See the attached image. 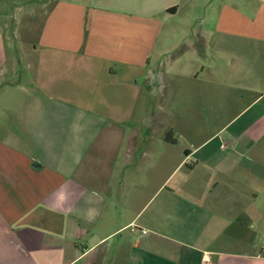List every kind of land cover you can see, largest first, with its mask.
Segmentation results:
<instances>
[{
    "label": "crops",
    "instance_id": "1",
    "mask_svg": "<svg viewBox=\"0 0 264 264\" xmlns=\"http://www.w3.org/2000/svg\"><path fill=\"white\" fill-rule=\"evenodd\" d=\"M24 1L29 79L0 61V264H264V0Z\"/></svg>",
    "mask_w": 264,
    "mask_h": 264
},
{
    "label": "rangeland",
    "instance_id": "2",
    "mask_svg": "<svg viewBox=\"0 0 264 264\" xmlns=\"http://www.w3.org/2000/svg\"><path fill=\"white\" fill-rule=\"evenodd\" d=\"M24 2V0H0V46L5 50V56H2L0 61L1 66L4 65L6 69L4 79L8 82H20L21 80L25 82L29 79L25 71V66L27 65L26 59L27 56L29 57V52L32 49V42L35 37V24L27 19V17H24L26 9H29L27 6H25L22 13H19V7L23 5ZM181 51V49H178L175 53H178L177 55H182ZM170 59H172V57H169L167 60L170 61ZM182 60L183 61L179 65L171 63H164V65H161L160 71L162 74L155 79V83L157 84L156 87H151V112L152 114H157L155 115L156 119L159 118L157 107L160 100H162L160 96L163 93L164 87H166L165 94L168 97L172 92L171 87H174V82L181 80L180 73L182 69L185 66L191 65L188 56H184ZM174 96V93H172L173 98ZM18 97L23 100L25 98L24 96ZM168 100V102H171V97ZM166 103L165 107H167ZM149 122H151V117ZM149 122L145 123L144 126H151Z\"/></svg>",
    "mask_w": 264,
    "mask_h": 264
},
{
    "label": "clouds",
    "instance_id": "3",
    "mask_svg": "<svg viewBox=\"0 0 264 264\" xmlns=\"http://www.w3.org/2000/svg\"><path fill=\"white\" fill-rule=\"evenodd\" d=\"M73 193L68 191L66 184H61L53 193L51 196L52 205L55 208H65L68 207L69 210H71V205H69V200L72 197ZM93 195H96V193H93ZM88 202L87 200L85 201Z\"/></svg>",
    "mask_w": 264,
    "mask_h": 264
},
{
    "label": "trees",
    "instance_id": "4",
    "mask_svg": "<svg viewBox=\"0 0 264 264\" xmlns=\"http://www.w3.org/2000/svg\"><path fill=\"white\" fill-rule=\"evenodd\" d=\"M165 139L169 144H174L176 142L175 138L173 137V133L171 131H167L165 133Z\"/></svg>",
    "mask_w": 264,
    "mask_h": 264
},
{
    "label": "built area",
    "instance_id": "5",
    "mask_svg": "<svg viewBox=\"0 0 264 264\" xmlns=\"http://www.w3.org/2000/svg\"><path fill=\"white\" fill-rule=\"evenodd\" d=\"M143 233H145V232H143Z\"/></svg>",
    "mask_w": 264,
    "mask_h": 264
}]
</instances>
